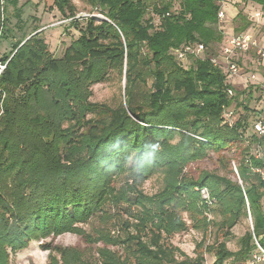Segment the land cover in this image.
<instances>
[{
	"label": "trees",
	"instance_id": "1",
	"mask_svg": "<svg viewBox=\"0 0 264 264\" xmlns=\"http://www.w3.org/2000/svg\"><path fill=\"white\" fill-rule=\"evenodd\" d=\"M218 1L90 0L102 20H70L78 37L61 57H54L37 33L18 43L11 58L2 59L7 64L0 75V264H9L10 254L32 240L66 232L100 246L94 255H86L76 248L41 244L59 255L50 256L48 264H203L201 253L178 260L181 251L163 242L187 229L180 211L201 216L207 210L195 187L210 190L217 199L213 211L221 217L224 240L207 247L211 264H244L255 250L253 236L264 248V181L244 162L248 148L241 149L236 166L241 184L216 173L202 172L193 179L184 172L188 163L209 151L227 150L234 156L246 123L238 119L228 127L223 110L246 111L239 97L253 96V86H248L228 97L225 73L207 59L223 38ZM244 3L247 11L264 17V0ZM54 6L74 18L70 0H54ZM235 23V33L251 25L242 11ZM188 43L207 49L189 68L171 54ZM247 55L235 60L241 73L240 58L244 61ZM255 62L264 75V65ZM115 72L125 82L124 102L116 107L91 102V88L111 80ZM251 141L263 147V160L252 164H264V137L251 136ZM230 162L223 168L233 175ZM124 171L133 172L126 183L135 196L112 201L129 205L126 237L112 241L109 230L92 237L75 226L104 214L100 205ZM157 172L163 188L152 196L142 194L138 186ZM247 207L253 235L244 234L239 250L231 252L225 240L246 217ZM115 245L122 247L119 256L109 249Z\"/></svg>",
	"mask_w": 264,
	"mask_h": 264
},
{
	"label": "rangeland",
	"instance_id": "2",
	"mask_svg": "<svg viewBox=\"0 0 264 264\" xmlns=\"http://www.w3.org/2000/svg\"><path fill=\"white\" fill-rule=\"evenodd\" d=\"M238 1L241 2L235 3V11L237 13L239 11L244 12L242 8L245 7L242 6L244 0ZM70 3L75 9V16L74 18L69 19L66 18L68 10H66V15L60 14L54 6V0H26L24 3L5 1L2 5L0 4V61L5 65V68L7 61L4 62L2 59L11 58L15 52H12L14 47L23 40L29 39L34 34L40 33L38 34V37L45 41L48 51L54 57L59 58L73 39L78 37L77 31L72 26H69V22H71L72 19L95 17L102 20L99 11L90 5V0H70ZM148 15H151L150 11ZM228 23H230V21H226V23L224 22V24H222L224 31H227V28L234 27V25L232 26L231 24L230 26ZM262 31L264 33V28ZM22 44L23 43H21L20 46ZM211 51L215 52L216 47ZM247 56L249 57H246L244 61L242 57L240 58L239 63H241V68L243 66L241 70H243L244 73L245 71L259 73L264 79L262 73L263 70L261 67H258L255 62L256 59L254 52L249 53ZM124 84V79L120 80L115 72V75L112 76L111 80L103 84L94 85L91 88L92 96L90 101L97 104H106L110 107H116L119 103L124 102ZM232 88L234 90V95L243 90L242 86L238 85V83H236V87L232 86ZM257 88H251L253 95L252 98L245 99L242 95L239 97L240 101L245 100V107H247L246 111L242 108H235L234 122L239 119L240 122L246 123V126L242 133L244 141L241 145L237 146L234 156H229L231 151L229 152L227 150L216 153L209 151L204 158L186 165L184 172L188 177L196 179L202 172H207L216 173L217 175L226 176L238 181L236 174L232 175L223 167L225 166L224 164H227L225 161L229 159L233 160V164L237 166L238 160L241 156V149L248 148V152L251 153L252 148L255 146L251 141L252 123L255 120V117L259 115L257 114L260 110V106H258L259 102L261 100L264 101V88ZM244 117L246 121L243 120ZM177 141L178 138H175L171 143H176ZM132 164L133 161L130 160L128 166L131 167ZM230 166L233 168L231 162ZM132 174V171H124L120 176L114 179L115 182L110 186L113 190V194H111L108 199L106 198L100 205V207L104 209L103 215L97 214L90 218L88 223H79L75 226L80 227L86 234L90 236L92 235V237L96 234L101 235L102 232L109 230V236L112 241L115 239H124L126 237L124 231H127V229H125V223H131L129 217V219L126 220L129 205L120 204L119 206H115V202L112 200H122L123 202L129 194V199L132 201V198L135 195L128 187V184L131 183L129 177L132 176ZM127 181L128 184L126 183ZM162 188L163 178L162 174L159 172L149 175L145 182L138 186L139 191L147 196L157 194ZM194 191L199 194L200 201L206 206L207 210H203L201 216L189 212L190 216L188 212L180 211L178 215L183 221H185L187 229L170 238L167 236V238L163 239V242L172 245L181 251L182 255H177L178 260H183L185 257L194 259L198 253H201L202 257H204L203 264H211L213 262V257L211 253L207 252L209 251L207 250V247L214 242L217 243L224 240L223 232L221 231L219 224L221 217L218 212L213 211L217 205V199L207 188L195 187ZM248 212L249 210L247 207L246 217L239 220L230 231L232 236L225 240L226 248L231 252H237L239 250L240 238H242L244 234L249 232L253 235V220L250 212ZM260 212L264 214V195L260 200ZM128 231L133 233L131 228L128 229ZM119 241H116L115 244H119ZM41 244L61 246L62 248H76L84 252L86 255H94L95 250L100 246H90L79 235L66 232L55 237H52L51 235L48 238L32 240L28 243L26 248L17 251L14 255L10 254L9 264H48L50 256L59 259V255L56 252L42 249L40 246ZM251 244L253 245L254 243L251 242ZM109 249L119 256L122 247L120 245H115V247H109ZM247 260L248 259H246L244 264L247 263ZM225 264H232V262L231 260H227Z\"/></svg>",
	"mask_w": 264,
	"mask_h": 264
},
{
	"label": "built area",
	"instance_id": "3",
	"mask_svg": "<svg viewBox=\"0 0 264 264\" xmlns=\"http://www.w3.org/2000/svg\"><path fill=\"white\" fill-rule=\"evenodd\" d=\"M5 1H17L24 3L26 0H0L2 5ZM225 0H219L218 4L220 9L217 13L218 23H224L225 14L221 9V6L224 4ZM261 16L260 12L253 14L251 20L256 21ZM102 18V16H100ZM256 26L252 28L247 33L228 35L221 46V49L217 55H208L209 62L216 68L221 69L226 75V83L230 86L226 89L228 97L234 96V90L232 88L233 83L237 80L242 85V88L245 89L248 86H253L254 88H264L263 81H260L258 75L255 73H241L239 67L235 63V60L239 55L249 54L254 52L256 60L261 62L264 65V44L260 43L256 37ZM206 47L201 43H188L183 44L177 48L171 50V54L174 57L175 61L182 65L183 67H190V61L193 59H203ZM5 69L0 61V75ZM246 99V98H245ZM241 105L245 106V100L241 101ZM234 109H224L223 110V124L228 127H233L234 125ZM257 114H259L257 116ZM256 114L255 120L252 123V135L256 138L264 137V110L260 109ZM244 140V136H243ZM244 162L247 165L249 172L259 178L261 181H264V164L254 166L252 160H263V147L261 145H255L252 148L251 153H246L244 157ZM233 171L237 176L239 184L241 181L238 177L235 164H232ZM249 213V212H248ZM253 241L255 244V250L250 255V259L246 264H264V248H262L257 242L256 238L253 236Z\"/></svg>",
	"mask_w": 264,
	"mask_h": 264
},
{
	"label": "crops",
	"instance_id": "4",
	"mask_svg": "<svg viewBox=\"0 0 264 264\" xmlns=\"http://www.w3.org/2000/svg\"><path fill=\"white\" fill-rule=\"evenodd\" d=\"M236 2H241V1H238V0H228V1H225L224 2V4L221 6V9L224 11V14H225V18H224V22L226 23V21L227 22H229L230 21V23H228V25H230L231 26V24H232V26L234 25V27L233 28H227L228 30V32L227 31H224V29H223V27H222V24H224V23H222V24H219L218 23V27H219V30L222 32V34H223V38H222V41L219 43V44H216V45H213L212 46V48H211V50L213 49V48H215L216 47V51L214 52V51H211L210 53V55H217L218 53H219V51H220V49H221V46H222V44H223V41H224V39L228 36V35H235V34H241V33H247L251 28H252V26L254 25V26H256V37H257V39L259 40V42L260 43H263L264 44V33H263V31H262V29L264 28V18L262 17V15L260 16V18L259 19H257L256 21H253V20H251V17H253V14H255V13H257V12H259V11H256V10H252V11H250V8H249V11H247V9H246V5L244 4V3H242V6H245V7H242L243 8V11L244 12H242L245 16H249V21H250V23H251V25L247 28V29H245V30H243V31H241V32H239V33H235V28H236V26H237V24L235 23V17H236V15L238 14L235 10H236ZM239 4V3H238ZM258 10V9H257ZM248 14V15H247ZM247 18V17H246ZM232 22V23H231ZM228 27V26H227ZM226 29V28H225ZM230 31V32H229ZM246 57H249V56H246ZM245 57V58H246ZM191 62H192V60L190 61V65H191ZM244 65H245V63H244ZM187 68H189V67H187ZM246 72V71H245ZM258 78L260 79V81H261V79H262V81L264 80L263 79V77L262 76H260V75H258ZM235 82H237L238 84L240 83L239 81H235ZM259 106H260V109H263L264 108V101H260L259 102ZM264 110V109H263Z\"/></svg>",
	"mask_w": 264,
	"mask_h": 264
}]
</instances>
